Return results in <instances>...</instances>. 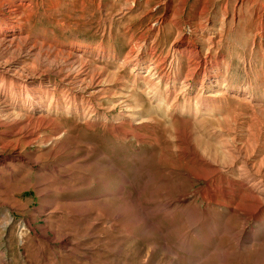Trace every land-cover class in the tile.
Here are the masks:
<instances>
[{
    "label": "rangeland",
    "instance_id": "obj_1",
    "mask_svg": "<svg viewBox=\"0 0 264 264\" xmlns=\"http://www.w3.org/2000/svg\"><path fill=\"white\" fill-rule=\"evenodd\" d=\"M10 20L0 68L61 132L0 144V264H264L240 208L264 186V0H0Z\"/></svg>",
    "mask_w": 264,
    "mask_h": 264
},
{
    "label": "bare ground",
    "instance_id": "obj_2",
    "mask_svg": "<svg viewBox=\"0 0 264 264\" xmlns=\"http://www.w3.org/2000/svg\"><path fill=\"white\" fill-rule=\"evenodd\" d=\"M10 22L12 25L11 27L12 29H5V30L3 29L1 31L2 38H0V53L1 52L4 53L2 51L4 47L6 49H9L10 48L9 45L11 46L14 44L16 37H12L9 39V36H11L10 33H15L16 31L21 30V26H23L18 21L10 20ZM24 44H26V42ZM4 61L5 63L2 64L5 66L8 65L9 61L8 60L7 61L4 60ZM20 68L23 69V67ZM77 75H72L71 72H69L65 74V79L67 81L73 82L75 79L79 78L82 75V73ZM83 75L85 76V73ZM80 81L84 82V78L83 79L81 78ZM34 83H35L34 80L24 77L22 74L16 72L13 69H7V67H4L3 69L0 68V144L3 150H7V148L8 147L10 148L11 146L14 148L13 151H15V149H21L25 145L36 144L38 141H41L45 145H48V142L51 141L49 140L50 139L48 136L49 134L47 136H44L43 138V136H41L42 134L40 133L43 130L45 132V130H48V128L50 127L53 128V130H56V131L52 130L53 132H55L54 134L56 135L57 133L61 132L60 130L61 127L59 126V124H57L54 119H51L48 116V111L52 107L53 102L52 101L47 102L46 99H42L44 96L49 97L51 95L50 90L48 88H44V92H39L38 91L39 88L37 89L36 86H33ZM38 87H43V85H40ZM71 107L72 106L70 105L68 108L70 109ZM48 153L50 154V156L53 157L58 155L51 148L49 149ZM239 154H240V159H242L241 158L242 156L246 164L250 163L248 160L249 157L245 158L243 156L242 150H239ZM202 157L205 158V160L209 161L210 163L209 158L203 155ZM7 160H11L15 162L18 161L23 166L25 165L34 166L39 163V160L36 159L34 155L31 154L28 156V154H23L22 152H17L16 154L10 153L9 155L4 156L2 163H4V165L7 164ZM215 171L216 170H212L210 172L214 173ZM201 177H205V175H202ZM249 177L252 178L251 176ZM250 178H246L244 182L249 183L251 181ZM256 193H257L256 198L259 200H255L256 201L255 206L240 205V208L241 209L245 208V211H249V209L251 208L253 214L259 216L262 213H264V198H263L264 186L259 185L258 189L256 188Z\"/></svg>",
    "mask_w": 264,
    "mask_h": 264
}]
</instances>
